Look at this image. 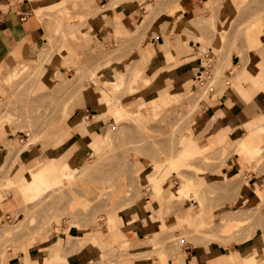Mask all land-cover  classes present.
<instances>
[{
	"label": "rangeland",
	"instance_id": "obj_1",
	"mask_svg": "<svg viewBox=\"0 0 264 264\" xmlns=\"http://www.w3.org/2000/svg\"><path fill=\"white\" fill-rule=\"evenodd\" d=\"M129 1L136 0H110L109 6L114 8ZM138 1L144 6L145 15L152 14L150 11L153 9L158 10V14L167 12L170 15L174 24L165 30L170 37H176L179 32L178 35L183 34L186 39L199 40L203 43V52L213 47L214 54L204 56L198 63L203 70L202 77L195 76L193 88L179 96L172 95L167 101L161 96L163 99L159 106L154 107L155 102L150 101L160 95L162 86L131 88L132 70L137 61L132 54H122L126 35L119 30L117 17L109 18L107 27L115 32L110 33L107 40L97 41L92 50L78 49L81 40L91 35L90 18L101 15L109 8L98 7L88 11L90 5L85 0H79L77 8L72 10L74 13L68 10V1L41 9L39 18L45 25L41 42L26 62L20 64L13 61L8 68L10 72H3L0 76V201L3 203L9 195V177L18 182L24 177L21 178V175L29 172L23 168L20 174L13 176L22 153L28 150L24 147L27 139H34L36 145L57 131L69 120L66 107L79 92L94 87L101 112L94 120L105 119L107 125L96 138L86 140L82 156H72L63 140L65 133L60 134L53 148L39 160L47 162L49 159L52 161L54 156L62 158L63 162L75 164L73 171L65 177L50 176V183L37 188L31 193L32 198L25 196L24 199L14 194L18 207L13 202L1 204L10 212L0 214V264H4L8 252L17 249L25 252L26 264L35 263L29 249L42 243L47 235H52V231L67 238L68 245L76 240L78 248L84 249L89 241L84 243L86 236H80L100 229H109L114 234L119 253L109 258L104 255L90 264H116L122 260L141 261L148 258H164L171 263L172 259L176 261L184 255L188 245H211L218 253L229 254L212 264H264V256L261 260L245 262L264 248L260 240L264 223V189L258 187L264 188V183L255 184L254 195L247 197L243 207L222 214V207L230 202L223 191H233L223 174L225 168L235 163L229 160L230 157L238 153L241 158L240 175L232 184L241 186L247 183L254 171L260 175L264 173V128H261L262 123H257L264 120V114L251 121L243 112L240 114L241 127L248 132V136L241 140H237V134L228 129L216 139L210 137V143L212 140H217V143L204 146L201 140L215 120H209L207 108L217 105L218 99L229 92L236 97L234 90H237L241 94L240 99H244L240 100V105L244 106L250 103L256 92L264 90L262 85L256 87L245 81L247 69L252 74L259 71L250 63L264 46H255L254 42L257 44L258 41L252 40L250 28L260 26L264 29V0H204L206 9H212V18H202L197 23L189 21L188 24L181 23L183 11L178 9L181 7L180 0ZM230 5L234 11L227 16L224 9ZM82 13L87 19H82ZM151 16L143 21L144 30L150 25ZM199 29L205 30V37L198 32ZM139 33L141 36L135 37L138 40L137 49L152 46V34L147 30ZM77 35L80 39L75 38ZM112 38L117 44L112 43ZM65 42L68 48L62 49ZM168 61H175L174 56H169ZM51 66L60 69L61 78L59 75H54L51 81L44 78ZM147 68L145 74H149ZM6 75L9 77L3 78ZM61 83L65 85L61 86ZM99 93L108 98L107 104L101 103ZM117 108L119 112L114 111ZM120 116L125 117L121 120ZM80 120V125L90 123L88 117L82 116ZM107 134L111 135V140L103 142ZM240 142L247 143L251 150L241 147ZM195 144H199V148L193 149ZM145 172L147 177L143 178ZM224 178V182L220 181ZM163 179H167L162 187L168 189V196L171 187L179 190L191 184L190 193L183 196L180 202H188L192 210L186 215L193 216L194 213L196 217L185 223L181 222L182 218H175L179 221L177 228L168 229L172 222L171 204L179 201H168L161 196L158 198L160 208L150 217L159 222L162 230H166L161 231L159 237L156 234L144 236L145 240L128 239L122 235L121 216L127 215L125 208L137 201L144 203L151 194L157 196V182L161 183ZM213 179L217 181L212 182ZM226 213L235 222L232 229L218 238L207 237L210 236L207 233L216 232L214 227L219 225ZM199 222L202 224L198 225ZM92 236L96 235L90 232L87 238ZM124 241L127 245L122 243ZM63 244L61 240L51 250L42 249L40 264H60L54 249L59 250ZM238 248L241 255L237 254L236 260L239 262L231 254ZM145 250L148 252H141Z\"/></svg>",
	"mask_w": 264,
	"mask_h": 264
},
{
	"label": "crops",
	"instance_id": "obj_2",
	"mask_svg": "<svg viewBox=\"0 0 264 264\" xmlns=\"http://www.w3.org/2000/svg\"><path fill=\"white\" fill-rule=\"evenodd\" d=\"M63 1L68 3L78 2L79 0H0V67L10 59H15L20 56L18 50L21 48H37V45L41 42L44 33L45 25L44 22L38 17L37 9L48 8L50 6L57 5ZM90 5V10H96L98 7L109 8L105 10L101 15L90 18V29L91 35L81 40L78 49L92 50L97 41L103 42L109 38L111 32L107 24L110 17H117L119 20V30L126 35V39L123 42L122 49L128 56L132 54L135 61H138L142 57V53L147 50L146 47L143 50L137 49V41L135 40L138 32L149 31L151 36V44L154 46L155 53L150 61L147 72L152 78V81L156 84L162 83V88L159 91V96H166V94L175 93L180 94L184 91L193 88V82H195V76L202 77V67L198 65L204 58V56H211L214 54L213 47L208 48V52H203L201 49L203 43L197 41L194 38L186 39L183 34L176 37L169 36L165 33L170 24H174V21L167 12H160L154 16H151V22L147 29H143V21L147 17L144 14V6L140 1H129L122 2L112 8L109 6L110 0H85ZM181 9H183V16L187 21L196 22L202 20V18H212V9H206L204 0H180ZM109 6V7H108ZM166 8V7H165ZM164 8V9H165ZM112 9V10H111ZM227 16L233 14V7L230 5L229 8L224 9ZM216 16V8L214 9ZM260 30L261 34L257 38L260 39L259 43L261 47L264 46V29L262 27H251L250 31ZM199 33L205 32L204 29H199ZM139 39V38H137ZM112 43L117 44L115 38H112ZM121 54V55H122ZM119 55V54H118ZM251 61V66L257 69L256 74H252L250 69L246 70L245 81L256 87H264V47L262 50L255 54ZM258 55V56H257ZM163 56V58H162ZM174 56L175 61L169 62L168 57ZM54 59V58H53ZM54 61L51 62L53 64ZM121 61L120 63H125ZM253 70V69H252ZM55 72V73H54ZM61 72L60 69H55L53 66L48 68L46 78L48 81L53 79V76ZM243 88H246L242 84ZM165 89V92H161ZM257 89V88H256ZM258 90V89H257ZM252 91V89H251ZM236 97L229 92L224 97L218 99L217 105L207 108L209 112V120L215 118L211 125L209 132L202 137L204 146L209 145L210 137L217 138L224 134L225 130L235 132V138L241 140L248 136L246 128L242 126L241 113L246 116L248 120L258 118L264 114V90L256 92L249 104L240 105V93L234 90ZM157 97V98H158ZM154 100V99H153ZM244 100V99H243ZM100 103L97 98V92L94 87L86 88L82 92H79L72 100L69 101L66 108L70 118L68 121L58 127L57 131L48 135L44 142L33 145L30 149L26 150L21 155V162L18 168L14 171L13 176L20 174L22 169L34 168L38 160L51 150L54 144L57 142L58 136L65 133L63 140L69 148L72 156L80 155L85 153L86 140L89 138H96L102 129L107 125L105 119L94 120L95 117L101 115L99 110ZM67 112V109H66ZM222 113L221 116L219 114ZM89 118V124L80 125V118ZM79 120V122H78ZM74 122L75 125L73 124ZM264 138V134L262 135ZM264 142V139H263ZM218 145V144H217ZM216 145V146H217ZM215 146V147H216ZM214 147V148H215ZM230 161L235 162L229 168H225L223 174L229 180L230 190L229 193L223 191L225 198L230 200L228 204L222 207V212L237 211L239 208L245 205L246 199L249 196H253L255 193V184L264 183V173L261 175L257 172H252L250 179L247 183L238 186L235 183L240 175L241 167L239 162L241 158L238 153L229 158ZM246 167V166H245ZM24 175H21V178ZM215 178L214 174H211ZM210 175V176H211ZM221 176V175H220ZM217 181L213 179L212 182ZM225 181L220 179V181ZM219 181V182H220ZM224 186V185H223ZM222 186V187H223ZM260 189H264L262 186H258ZM223 189V188H222ZM167 188H165L164 196L167 195ZM14 194L9 193L8 197L3 201L2 205L8 202H13L15 207H18ZM160 208V202L156 195L151 194L144 203L137 201L127 208V215H122L123 225L122 228L128 239L135 240L140 238L145 240L144 236H154L162 233L159 222H155L151 219L150 214L155 213ZM192 208L188 202H174L171 204L170 219L171 224L168 229H176L179 221H175V218L185 216L190 213ZM10 212L3 206L0 207V214ZM216 218V213L214 219ZM167 223V220H165ZM127 226V227H126ZM92 232L96 236L90 237L88 243L84 249H79L77 241H72V244H67V238L60 236L56 231H52V235H47L45 240L29 249L30 257L35 261L33 264H40L41 251L42 249H53L57 246V243L63 240V245L59 250L54 249L56 259L60 261V264H90L92 261H98L102 259V256L112 257V255L118 254L119 244L116 242L114 234L108 229H100ZM81 235L80 237L86 236ZM132 235V236H131ZM143 236L144 238H142ZM79 237V238H80ZM260 240L264 243V223L260 232ZM97 243V244H96ZM108 251V252H107ZM150 251V250H149ZM143 253L148 250L141 251ZM240 249H235L231 252L234 259L236 260L237 254L241 255ZM226 252L218 253V250H214L211 245H199L191 246L188 245L185 248L184 255L179 258L184 259V264H212L218 262L222 257L228 256ZM239 255V256H240ZM26 254L23 250H11L6 254L4 264H24ZM107 260V259H106ZM105 260V261H106ZM240 261V260H236ZM116 264H161L160 259L148 258L147 260L135 261V260H122ZM171 264H175V259L171 260Z\"/></svg>",
	"mask_w": 264,
	"mask_h": 264
},
{
	"label": "bare ground",
	"instance_id": "obj_3",
	"mask_svg": "<svg viewBox=\"0 0 264 264\" xmlns=\"http://www.w3.org/2000/svg\"><path fill=\"white\" fill-rule=\"evenodd\" d=\"M76 4L78 5L77 2L76 3L75 2L69 3L67 5L68 10L71 11V12H73L72 10L75 9V7L77 8ZM180 8L181 7H179L178 9H180ZM40 10L41 9H37L38 17L41 14V11ZM153 11L155 12V14H157V12H158V10L157 11H155L154 9L151 10L150 12H152L153 15H155ZM152 14L149 13V15H147V17H150ZM82 15L83 16L77 15L76 17H78V16L80 17L81 16L82 19H87V18H85V16H86L85 14L82 13ZM181 15H180V17H182L181 18V23L182 24H188L189 21H187L185 19V17L183 16V13ZM260 34H261V31L260 30H255V31L253 30V38L254 39L252 38V40L258 41L257 44H256V42H254L255 46L256 45H261V44H259L260 39L257 38L258 36H260ZM81 36H83V35H81ZM72 37H74V36H72ZM75 38H79V35H77V37H75ZM63 39L65 41L67 40L65 37H63ZM65 48H68L67 45H66V42L64 44V48H62V49H65ZM34 49H36V48H33V49H30V48H21V49H19L18 50V53L20 54L19 57L15 58V59L8 60L7 62H5L0 67V76L2 77V75L4 74L3 72H7V71H8L7 73L10 72V70H8V68H10L9 66L14 63L13 61H16L17 63H20V64H22V61H23V63L26 62V59H28L27 57L32 56V54L34 53ZM69 53H68V55H69ZM154 53H155L154 46H150L149 45V48H147V50L144 51V53H142V57L134 65V68L132 70V80L130 82L131 88H139V87L153 86V85L156 86V87L157 86H160V87L162 86V83H158V84L155 85V83L152 81V78L147 73L145 74V72H144L146 70V68L148 67L150 61L152 60V58L154 56ZM68 57L69 56H67V59H68ZM214 70H217V72L219 71V69H214ZM61 74L62 73L59 72V73L55 74V76L58 77V75H59V77L61 78L62 77ZM216 75L217 74H215V76ZM4 77H7L8 78L9 75L3 76V78ZM95 77H97V76H95ZM93 80H95V79H93ZM111 81L113 83H116V84L119 83V82L114 81V80H111ZM62 84L65 85L64 83H61L60 85L62 86ZM135 84H137V85L139 84V85L136 86ZM122 85H123V82H122ZM102 92H104V91H102ZM99 95L102 96V98H100L101 99V103L103 102V104H107L108 98L105 99V97H104V95L102 93H99ZM172 95L179 96L178 94H175V93L166 94V96H164L165 97V101L169 100L167 98L170 97V96H172ZM161 98L163 99V97H158V98H155L154 100H152L150 102H153L154 101L155 102L153 104L154 107H158ZM186 98H188V97H186ZM0 102H1V99H0ZM114 111L115 112H119V108L115 109ZM125 111L128 112V110H125ZM221 115H222V113H221ZM124 117L125 116H122V117L120 116V119L123 120ZM257 123H262V125H261L262 127L261 128H264V125H263L264 124V120L263 121H257ZM110 140H111V135L110 134H107L106 137L103 139V142H109ZM33 142H34V139H27V142L25 143V146L24 147L26 149H29L30 147H32L34 145ZM213 143H217V140H212L211 143H209V144L212 145ZM240 144H241V147H243L244 149H247L249 151L251 150V149L248 148L249 146H247V143L240 142ZM197 148H199V144H195V146L193 145V149H197ZM58 154H59V152H57V156H58ZM73 164L74 163L73 162H70V161L63 162L62 161V158H58V157H55V156L52 159V161H50V159L47 162H42L41 160H39L38 163H37V165L34 168L29 169L28 174L26 176H24L18 182H15L13 179H11L9 177V180H7L8 181L7 182V184H8V191L7 192L8 193L15 194L16 196L19 195V196H21L24 199H26L25 196H28L29 198H32L31 193H33L37 188H40L41 186L48 185L50 183V180H49V177L50 176H55V177L62 176V177H65L66 175L70 174L73 171V169L75 168L73 166ZM145 177H147V173L146 172L143 173V178H145ZM166 180L167 179L161 180V183L160 182H157V189H156L157 198H160L161 196H164V191L165 190L163 189L162 184ZM189 184L187 186H183L179 190H176L173 187H171L169 196L166 197L167 200L168 201H179V202L182 201L183 196H186L188 193H190V190L192 189V188L190 189V187H191L190 185L191 184L190 185ZM0 200H1V196H0ZM1 204H2V202L0 201V205ZM193 216L196 217V215L194 213H193ZM193 216L185 215V216H182V217H179V218H182L181 222L185 223L187 220H189ZM200 222L198 223V225H201L202 224ZM234 224H235V222H234L232 216L230 214L226 213V214L223 215V217H222L221 222L219 223V225H217L216 228L214 227V229H216V232L213 231V232L207 233V234L210 235V236H207V237L212 238V239L213 238H218V237H220V234H222L223 232H227V231L231 230L232 227L234 226ZM89 235H90V232L87 233L86 237L84 238V243L88 241L89 238H87V237ZM125 242H127V241H124L122 243H125ZM125 245H127V243H125ZM263 256H264V248L262 250H259L258 252H256V254L254 256H252L250 258H247L246 257L247 259L245 260V262H249L252 259L261 260L263 258ZM161 264H171V263H168L164 258H162L161 259ZM175 264H184V259L183 258H179V260H176L175 261Z\"/></svg>",
	"mask_w": 264,
	"mask_h": 264
}]
</instances>
